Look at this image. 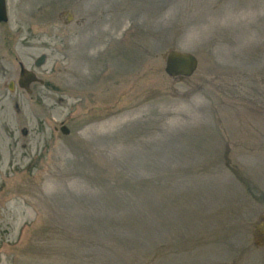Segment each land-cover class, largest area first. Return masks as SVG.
<instances>
[{
	"label": "rangeland",
	"instance_id": "rangeland-1",
	"mask_svg": "<svg viewBox=\"0 0 264 264\" xmlns=\"http://www.w3.org/2000/svg\"><path fill=\"white\" fill-rule=\"evenodd\" d=\"M6 7L0 264H264V0Z\"/></svg>",
	"mask_w": 264,
	"mask_h": 264
},
{
	"label": "water",
	"instance_id": "water-1",
	"mask_svg": "<svg viewBox=\"0 0 264 264\" xmlns=\"http://www.w3.org/2000/svg\"><path fill=\"white\" fill-rule=\"evenodd\" d=\"M8 20V12L6 7V0H0V22H6ZM165 73L170 77L185 78L190 77L197 69L198 60L197 57L186 51H179L170 49L166 52L165 56ZM45 60V54L40 55L34 62L35 66L39 67ZM42 82L33 71L28 70L22 64H20L18 85L24 88L27 92H31L29 86L32 82ZM14 82L10 81L8 88L13 90ZM60 130L64 134H68L69 129L62 125Z\"/></svg>",
	"mask_w": 264,
	"mask_h": 264
},
{
	"label": "bare ground",
	"instance_id": "bare-ground-1",
	"mask_svg": "<svg viewBox=\"0 0 264 264\" xmlns=\"http://www.w3.org/2000/svg\"><path fill=\"white\" fill-rule=\"evenodd\" d=\"M94 39H95V37L92 36V37H90V38H88V39H86V40H82V41H81V42H82V49L79 50L78 53H81V55H83V54H84V51H85L84 48H85L86 46L90 45L91 43H93V42H94ZM78 53H77V54H78ZM81 64H84V63L81 62ZM84 65H85V64H84ZM80 67H81V66L79 65V66L75 67L74 69L69 70L68 74L71 75V76H78V75H80V72H81Z\"/></svg>",
	"mask_w": 264,
	"mask_h": 264
},
{
	"label": "trees",
	"instance_id": "trees-1",
	"mask_svg": "<svg viewBox=\"0 0 264 264\" xmlns=\"http://www.w3.org/2000/svg\"><path fill=\"white\" fill-rule=\"evenodd\" d=\"M132 213L134 214V219H136L137 218L136 214L134 212H132ZM154 252H156V251H152V250L149 251L151 257H152V254ZM143 258H144V256H143ZM152 261H153V257L152 258H149V261H146L144 264H149L150 262L152 263Z\"/></svg>",
	"mask_w": 264,
	"mask_h": 264
},
{
	"label": "flooded vegetation",
	"instance_id": "flooded-vegetation-1",
	"mask_svg": "<svg viewBox=\"0 0 264 264\" xmlns=\"http://www.w3.org/2000/svg\"><path fill=\"white\" fill-rule=\"evenodd\" d=\"M35 83H37V82H35ZM35 83H33V84H35ZM42 84V83H41ZM32 86V85H31ZM20 88V87H19ZM20 89H23V88H20ZM24 90V89H23ZM32 90V89H31Z\"/></svg>",
	"mask_w": 264,
	"mask_h": 264
}]
</instances>
